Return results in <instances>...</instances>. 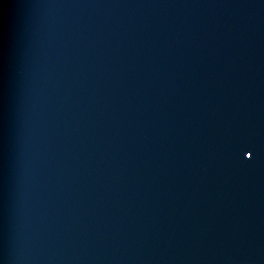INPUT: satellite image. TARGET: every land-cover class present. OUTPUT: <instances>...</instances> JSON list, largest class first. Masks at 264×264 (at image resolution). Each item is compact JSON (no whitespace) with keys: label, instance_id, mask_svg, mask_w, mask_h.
I'll return each mask as SVG.
<instances>
[{"label":"water","instance_id":"1","mask_svg":"<svg viewBox=\"0 0 264 264\" xmlns=\"http://www.w3.org/2000/svg\"><path fill=\"white\" fill-rule=\"evenodd\" d=\"M0 264H264V0H0Z\"/></svg>","mask_w":264,"mask_h":264},{"label":"snow or ice","instance_id":"2","mask_svg":"<svg viewBox=\"0 0 264 264\" xmlns=\"http://www.w3.org/2000/svg\"><path fill=\"white\" fill-rule=\"evenodd\" d=\"M239 151L242 155L245 156V158H247L248 156L251 155V152L253 151L252 149L248 148L247 146L241 145L239 148Z\"/></svg>","mask_w":264,"mask_h":264}]
</instances>
